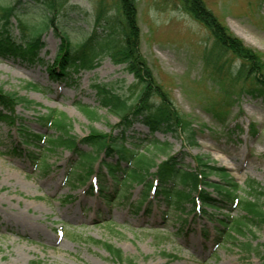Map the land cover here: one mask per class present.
Instances as JSON below:
<instances>
[{"label":"rangeland","instance_id":"374dc122","mask_svg":"<svg viewBox=\"0 0 264 264\" xmlns=\"http://www.w3.org/2000/svg\"><path fill=\"white\" fill-rule=\"evenodd\" d=\"M73 1L89 6V0ZM202 1L230 32L264 58V0ZM138 21L139 54L155 81L169 92L174 107L195 129L197 143L184 146L181 138L171 133L157 132L154 137L167 141L170 152L181 154L191 166L194 157L201 155L224 167L240 185V196L250 190L247 181H255L264 203V100L240 94L239 85L231 88L205 66L202 49L210 38L209 30L185 11L179 0H139ZM68 31L79 33L75 28ZM42 39L45 46L41 56L52 63L60 38L48 28ZM73 76L74 82L53 81L43 64L0 57V87L38 104H18L19 118L13 126L0 122V264H264V222H247L243 233L231 231L234 238H218L216 219L240 214L228 200L221 202L219 209L200 203L212 217L207 219L200 209L191 211L189 203L182 214L168 213L162 195L151 191L149 208L147 200L136 211L122 201L111 204L100 195L96 174L100 173L102 152L94 164L96 174L85 185L67 181L71 165L79 159L67 148L46 150L45 170L33 163L26 155L29 148L21 143L18 127L54 134L55 130L39 119L56 109L67 113L71 133L78 138L88 135L92 126L108 132L117 117L99 106L92 84L128 88L134 83L125 64L116 63L110 55L99 59L91 70ZM229 97L228 119L222 122L209 109L214 102ZM77 102L97 107L100 118L89 120ZM134 129L131 133L144 143L147 136L151 138L143 124H136ZM17 144L22 151L14 153ZM80 146L86 151L92 149L85 143ZM34 150L39 153L41 148ZM164 158L166 155L157 151V161ZM101 171L106 174L105 169ZM106 178L111 188V178L107 174ZM218 178L212 176L215 181ZM89 184L94 185L92 192L86 186ZM130 191L131 200L141 198L142 186L135 185ZM209 192L218 198L215 191ZM249 197L253 199L254 194ZM89 237L121 249L132 263L114 259Z\"/></svg>","mask_w":264,"mask_h":264},{"label":"trees","instance_id":"16d2710c","mask_svg":"<svg viewBox=\"0 0 264 264\" xmlns=\"http://www.w3.org/2000/svg\"><path fill=\"white\" fill-rule=\"evenodd\" d=\"M138 1L89 0V6L73 0L0 2V57H13L29 65L43 64L51 80L68 83L74 82V73L91 70L99 59L110 55L116 63L125 64L126 70L134 76V83L128 88L117 87L113 83L92 84L99 106L117 117V123L111 125L110 131H100L92 126L88 135L78 138L71 133L72 123L67 113L50 109L39 120L56 133H33L24 125L17 128L19 136H22L21 143L29 148L26 150L28 158L43 170L48 167L44 155L46 150L62 146L76 154L79 159L73 162L67 173V181L74 185H85L96 174L94 164L102 152L100 173L96 174L100 195L111 204L122 201L135 207L136 211L147 202L151 191L156 196L162 195L168 213L180 211L182 214L189 203L191 211L200 209L207 219L212 217L201 209L200 203L219 209L221 202L228 200L240 214H224L216 219L218 224L215 228L220 234L218 238H234L231 231L243 233V225L247 222H264L259 185L248 180L250 190L246 191L247 195L240 196L237 194L240 185L224 167L201 155L194 157V165L191 166L184 161V156L170 152L167 141L154 137L157 132L171 133L181 138L184 146L191 147L197 143L195 129L174 107L169 92L155 81L139 54ZM179 1L185 11L209 30L210 38L202 49L205 66L216 77L225 79L231 88L239 85L240 94L264 100V58L230 32L202 0ZM83 25L88 29L85 30ZM48 28L55 30L60 38L58 53L52 63L41 56L45 46L42 33ZM69 28H75L79 33L72 35ZM231 102V97L216 101L209 112L224 122L228 119ZM18 104L38 105L0 87V122L15 125L19 118L16 113ZM76 104L89 120L100 118L97 107L81 102ZM138 123L146 126L151 134V138L146 137V143L131 133ZM83 143L92 149L83 150L80 146ZM18 147L17 144L12 149L14 153L22 151ZM35 148H41V151L38 153ZM157 151L166 158L157 161ZM102 168L111 178V188ZM213 175L218 176V180H213ZM135 185L142 186V196L137 201L131 200L130 190ZM86 186L90 192L93 191L94 185ZM209 189L215 191L218 198L211 196ZM253 194L252 199L249 196ZM150 203L148 200V208ZM89 239L103 245L114 259L132 263V259L124 257L121 249L92 237Z\"/></svg>","mask_w":264,"mask_h":264}]
</instances>
